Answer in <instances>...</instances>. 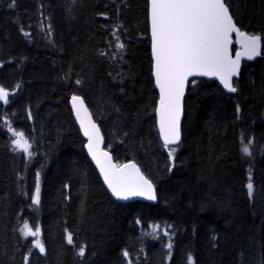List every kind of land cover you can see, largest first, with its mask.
<instances>
[{"label": "trees", "instance_id": "obj_1", "mask_svg": "<svg viewBox=\"0 0 264 264\" xmlns=\"http://www.w3.org/2000/svg\"><path fill=\"white\" fill-rule=\"evenodd\" d=\"M225 3L241 30L262 37L261 56L243 61L234 94L217 80L191 81L181 141L165 147L149 0H0V85L14 93L0 101V264H264V0ZM74 94L114 160H134L152 181L156 203L109 193ZM6 121L35 155L13 150ZM23 220L40 226L44 253L21 233ZM155 225L167 233H147Z\"/></svg>", "mask_w": 264, "mask_h": 264}, {"label": "snow or ice", "instance_id": "obj_2", "mask_svg": "<svg viewBox=\"0 0 264 264\" xmlns=\"http://www.w3.org/2000/svg\"><path fill=\"white\" fill-rule=\"evenodd\" d=\"M14 4V0H13ZM151 5V37L152 52L155 58V83L159 86V115L160 131L163 135L165 147L178 144L180 141V116L182 113V98L189 76L204 75L218 77L223 87L229 92H237L233 84V77L239 75L241 56L248 59L260 55L262 37L242 32L234 23L225 0H150ZM239 35L242 52L232 58L230 44L232 33ZM27 35V33H26ZM123 48V44L118 45ZM77 84L80 81H76ZM17 88L19 85L16 86ZM10 93L0 85V101L9 102ZM76 103V115L84 127L85 135L89 137L88 151L100 165L103 178L112 193L119 199L133 196H143L149 200H156L155 188L151 180L140 172L134 162L118 165L112 162L107 151H102L103 141L99 129L91 121L85 124L81 116L86 108L80 97L73 96ZM11 132L13 150L23 152L28 157L33 155L32 143L23 130H16L8 125ZM250 143L242 146V153L251 156ZM175 148H170V155ZM249 192L253 185L248 184ZM34 203H40V188L35 190ZM155 228H159L156 225ZM23 235L39 237L40 229L35 230L26 222L22 229ZM72 234H67V242L72 243ZM34 247L41 253L45 246L41 239L34 241ZM171 243L168 247L171 248ZM85 247L81 246L78 255L84 256ZM124 256H128L125 251ZM27 259V258H26ZM130 264V262H129ZM189 264H194L189 257Z\"/></svg>", "mask_w": 264, "mask_h": 264}, {"label": "water", "instance_id": "obj_3", "mask_svg": "<svg viewBox=\"0 0 264 264\" xmlns=\"http://www.w3.org/2000/svg\"><path fill=\"white\" fill-rule=\"evenodd\" d=\"M229 12H230V11H229ZM230 14H231V13H230ZM149 19H150V35H151V5H150V0H149ZM233 21H234V19H233ZM234 23H235V21H234ZM235 24H236V23H235ZM236 26L238 27L237 24H236ZM238 28H239V27H238ZM239 29H240V28H239ZM240 30H241V29H240ZM241 31H242V32H246V31H243V30H241ZM246 33H248L249 35H253V34H251V33H249V32H246ZM255 35H258V34H255ZM231 39H232V43L230 44V52H231V54H232V58L235 59L236 54H237L238 52H242V46H241V43H240V39H241V38L239 37V35H238L237 33L234 32V33H232V37H231ZM151 41H152V37H151ZM234 44H237V45L239 46V49L236 50L235 52H233V45H234ZM261 52H262V44L260 45V55L254 57L253 59H248L247 57H245V56H243V55L241 56L240 67H239V75L234 76V77L232 78V79H233V84H234V79H237V78H239V76H240V72H241V67H242V63H243V61H244V60H247V61H253V60H255L257 57H260V56H261ZM152 55H153V52H152ZM153 77H154V82H155V58H154V55H153ZM196 78H207V79L217 80V81L220 83V85L222 86V88H223L226 92H228V93H232V92H229L226 88L223 87V84H222V82L219 80L218 77L204 76V75H194V76H189V77H188V81H187L186 86H185L184 96H183V98H182V113H181V116H180V137H181V138H182V120H183V115H184V100H185V97H186V94H187V90H188V87H189V83H190L191 81H193L194 79H196ZM155 86H156V89H157V91H158L159 99H160V90H159V86H158L156 83H155ZM232 94H234V93H232ZM73 96L80 97V98L82 99V101H83V106H84V108H86V110H87V114H86L83 110L81 111V116L84 117V119H85V124L88 123V114H90L91 121H92L93 123H95L96 126L98 127V129H99V133H100L101 137L103 138V141H102V143H101V145H100V149H101L102 151H107V152L110 154L111 158H112V162H113L114 164H118V163L114 160L112 152L104 147V146H105V137H104L103 131H102L101 127L99 126V124L97 123V121L94 119L93 114H92L91 110L88 108V106L86 105L84 98H83L82 96H80V95H73ZM73 96L71 97L70 103H71V107H72V110H73V115H74V117H75V119H76L77 125H78V127H79V129H80V131H81V134H82L83 137L86 139V144H85L86 152H87V154H88V156H89L91 162H92L93 165L95 166L96 170L98 171L99 176L101 177V179H102V181H103L105 187H106L107 190L109 191V193H110V194H111L116 200H118V201H120V202H130V201H134V200H142V201H147V202H151V203H156V202H157V199H156V200H149V199H147L146 197H143V196H133V197H129L128 199H119V198H117V197L112 193L111 189L108 187L106 181H105L104 178H103V173L100 171V165H98V164L96 163V160L92 157V155H91V154L89 153V151H88V147H87V145H88V142H89V137L85 135L84 127H83V126L81 125V123H80V118L76 115V103H78V102H74V101H73V99H72ZM158 109H159V100H158V103H157V106H156V122H157V128H158L159 136H160L161 140L164 142L163 135H162V133H161V131H160V124H159V121H160V115H159V111H158ZM181 138H180V141H181ZM180 141H179V142H180ZM174 145H177V144H173V145H169V146H174ZM130 162H134V163L138 166V168L140 169V172L143 173V175H144L145 177H147V176L145 175V173L141 170L139 164H138L137 162H135L134 160H129V161H127V162H123L122 164L130 163ZM122 164H118V165H122ZM147 178H148V177H147ZM148 179H149V178H148ZM149 180H150V179H149ZM153 185H154V184H153ZM154 188H155V193H156V187H155V185H154ZM156 197H157V194H156Z\"/></svg>", "mask_w": 264, "mask_h": 264}, {"label": "rangeland", "instance_id": "obj_4", "mask_svg": "<svg viewBox=\"0 0 264 264\" xmlns=\"http://www.w3.org/2000/svg\"><path fill=\"white\" fill-rule=\"evenodd\" d=\"M139 40L141 39V37H139L138 38ZM244 86H246L245 85V83H244ZM74 95H79V94H74ZM81 96V95H80ZM98 99H99V101L100 102H103V103H105L104 101H106L107 102V100H105V99H103V96H98ZM115 121V123L117 124L118 123V121L117 120H114ZM8 125H9V123L6 121V127H7V130H8ZM12 127V126H11ZM13 128V127H12ZM15 129V128H14ZM10 134H11V132H10ZM26 135V134H25ZM11 136H12V134H11ZM27 136V135H26ZM28 137V136H27ZM14 139V137L12 136V140ZM30 139V138H29ZM30 141H31V143H32V149H31V151L33 152V155H35V153H34V147H33V140L32 139H30ZM246 143H249V142H247V141H243V143H242V146L244 145V144H246ZM106 149H108V150H110V148H111V146L110 145H106L105 144V146H104ZM25 154V153H24ZM26 155V154H25ZM124 162H127V161H124ZM118 163V162H117ZM123 163V162H122ZM122 163H118V164H122ZM40 180H41V177L39 176L38 177V181H37V185H39V188H40ZM34 197H35V195H34ZM27 221L26 220H23L22 221V223L20 224V227H19V229H20V231H21V233L23 234V232H22V229L24 228V225H25V223H26ZM28 223V222H27ZM31 227H32V229L33 230H35L37 227H39V229H40V226L39 225H37L36 227H33L30 223H28ZM156 226V225H155ZM155 226H152V228L150 229V231L148 230L147 231V233H151V234H154V235H158V234H160V233H167V230H166V228H165V226H159V228L157 229V228H155ZM28 237H32V236H28ZM32 239H33V243H34V241L36 240V239H41V232H40V236L39 237H32Z\"/></svg>", "mask_w": 264, "mask_h": 264}, {"label": "bare ground", "instance_id": "obj_5", "mask_svg": "<svg viewBox=\"0 0 264 264\" xmlns=\"http://www.w3.org/2000/svg\"><path fill=\"white\" fill-rule=\"evenodd\" d=\"M141 168V167H140ZM141 170H142V168H141ZM143 171V170H142Z\"/></svg>", "mask_w": 264, "mask_h": 264}]
</instances>
